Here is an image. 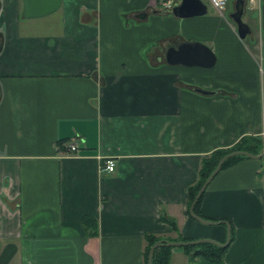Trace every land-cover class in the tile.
Listing matches in <instances>:
<instances>
[{
    "label": "crops",
    "instance_id": "crops-1",
    "mask_svg": "<svg viewBox=\"0 0 264 264\" xmlns=\"http://www.w3.org/2000/svg\"><path fill=\"white\" fill-rule=\"evenodd\" d=\"M234 3L179 17L160 0H60L24 17L0 0V264H142L144 234L176 235L161 215L224 240L188 215L186 187L211 150L264 139V0H243V38ZM181 41L213 65L166 62ZM199 212L229 224L219 259L171 246L167 264H264V158L219 168Z\"/></svg>",
    "mask_w": 264,
    "mask_h": 264
},
{
    "label": "water",
    "instance_id": "water-1",
    "mask_svg": "<svg viewBox=\"0 0 264 264\" xmlns=\"http://www.w3.org/2000/svg\"><path fill=\"white\" fill-rule=\"evenodd\" d=\"M60 0H22L21 14L24 17L40 16L54 10L59 5ZM243 7V0H235L233 11L229 14V17L236 25V33L239 38H243L246 33L249 32V27L241 20V13ZM206 11V4L202 0H178L177 3L170 6V12L179 17L193 16L203 14ZM164 59L168 63H181L186 65H198V66H211L214 63L215 57L212 50L205 44L198 41H181L175 46L170 45L164 52ZM202 91V90H201ZM264 154V148H261L257 153H250L241 149L230 150L222 154L216 161L213 168L205 176L196 192L193 195L192 200L188 206V215L202 223H216L222 222L225 225V238L223 241H215L211 238H195L185 240H167L159 239L154 241L147 250L146 264H150L153 249L159 245L169 246H183L194 245L202 242H208L217 246H225L229 239V224L225 220H211L202 217L193 212L192 207L202 193L207 182L211 177L219 170L222 162L227 157L232 155H244L246 157L260 158Z\"/></svg>",
    "mask_w": 264,
    "mask_h": 264
},
{
    "label": "trees",
    "instance_id": "trees-1",
    "mask_svg": "<svg viewBox=\"0 0 264 264\" xmlns=\"http://www.w3.org/2000/svg\"><path fill=\"white\" fill-rule=\"evenodd\" d=\"M262 147H264V139H261L258 136H241L235 143L231 146L224 147V148H215L211 150L207 155L202 156L199 161L198 169H197V177L193 181V183L189 184L186 187V195H187V208L189 206L190 201L193 198L194 193L196 192L197 188L205 178V176L210 172V170L215 165L217 159L224 153L234 150V149H241L248 151L250 153H257ZM241 157H246L244 155H232L227 157L223 160L220 168L225 166L226 164L232 162ZM264 158V154L262 156ZM201 194L196 199L192 210L194 213L202 216L199 212V203H200ZM204 217V216H203ZM160 218L166 221L171 229L175 231L176 235L174 237H166L167 240H185V237H182L176 227L175 221L171 218H165L162 215ZM80 223L83 226H88L90 229V233L96 232V220L93 216L88 214H83L80 218ZM145 245L142 252V264H146V255L149 246L156 240L161 239L160 236H156L154 234H144ZM169 245H159L153 249L150 264H167L169 258ZM186 251H190L191 254H200L205 256L210 260H218L220 251L222 247L208 243L202 242L194 245H183L180 246Z\"/></svg>",
    "mask_w": 264,
    "mask_h": 264
},
{
    "label": "built area",
    "instance_id": "built-area-1",
    "mask_svg": "<svg viewBox=\"0 0 264 264\" xmlns=\"http://www.w3.org/2000/svg\"><path fill=\"white\" fill-rule=\"evenodd\" d=\"M207 1H208V4L216 10H221L227 2V0H207ZM172 2L173 0H161V3L166 8H170V6L172 5ZM63 146L65 148L66 153L76 152L77 147H78V138L75 137V138H72V140L65 141ZM99 168L100 170H105V171L113 170L114 168L113 159L111 157H104L101 160Z\"/></svg>",
    "mask_w": 264,
    "mask_h": 264
},
{
    "label": "rangeland",
    "instance_id": "rangeland-1",
    "mask_svg": "<svg viewBox=\"0 0 264 264\" xmlns=\"http://www.w3.org/2000/svg\"><path fill=\"white\" fill-rule=\"evenodd\" d=\"M206 5H208V1L207 0H202Z\"/></svg>",
    "mask_w": 264,
    "mask_h": 264
},
{
    "label": "flooded vegetation",
    "instance_id": "flooded-vegetation-1",
    "mask_svg": "<svg viewBox=\"0 0 264 264\" xmlns=\"http://www.w3.org/2000/svg\"><path fill=\"white\" fill-rule=\"evenodd\" d=\"M161 1V0H160Z\"/></svg>",
    "mask_w": 264,
    "mask_h": 264
}]
</instances>
